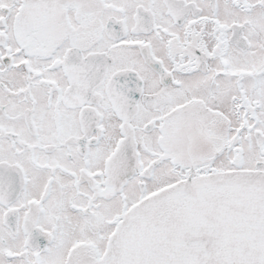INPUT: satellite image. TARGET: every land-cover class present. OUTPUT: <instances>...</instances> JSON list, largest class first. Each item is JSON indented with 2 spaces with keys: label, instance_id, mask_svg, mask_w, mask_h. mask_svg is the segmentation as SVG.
Here are the masks:
<instances>
[{
  "label": "snow or ice",
  "instance_id": "6c2138e0",
  "mask_svg": "<svg viewBox=\"0 0 264 264\" xmlns=\"http://www.w3.org/2000/svg\"><path fill=\"white\" fill-rule=\"evenodd\" d=\"M0 264H264V0H0Z\"/></svg>",
  "mask_w": 264,
  "mask_h": 264
}]
</instances>
